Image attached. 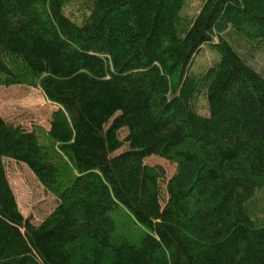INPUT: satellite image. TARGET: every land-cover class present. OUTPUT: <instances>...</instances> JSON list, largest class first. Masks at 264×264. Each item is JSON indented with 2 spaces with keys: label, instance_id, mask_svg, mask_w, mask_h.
Masks as SVG:
<instances>
[{
  "label": "trees",
  "instance_id": "1",
  "mask_svg": "<svg viewBox=\"0 0 264 264\" xmlns=\"http://www.w3.org/2000/svg\"><path fill=\"white\" fill-rule=\"evenodd\" d=\"M66 1L0 0V84L58 106L46 132L0 116V264H264V0H204L191 20L186 0H91L80 23ZM151 155L176 166L165 196ZM6 158L57 200L38 225Z\"/></svg>",
  "mask_w": 264,
  "mask_h": 264
},
{
  "label": "rangeland",
  "instance_id": "2",
  "mask_svg": "<svg viewBox=\"0 0 264 264\" xmlns=\"http://www.w3.org/2000/svg\"><path fill=\"white\" fill-rule=\"evenodd\" d=\"M90 1L67 0L63 11L71 19L80 23L89 11ZM203 2L204 0H186L181 16L186 17L188 20L193 19L199 12ZM212 55V50L204 46L201 52L197 54L192 70L203 69L212 59ZM252 65L256 70L264 69V52L257 53ZM196 107L201 112L206 111V100L202 94L197 99ZM55 109L56 106L48 101L38 88L26 85L5 86L0 84V116L7 122L20 125L27 130L38 126L46 132L49 127L51 112ZM126 134V129H121L119 132L122 140ZM126 147L127 145H123L120 151L126 149ZM3 162L20 212L24 218L33 224H39L56 206L55 196L42 186L24 164L9 159H4ZM144 162L163 168L165 180L160 181V189L161 194L165 196L166 180L175 172V164L158 156H148L144 159ZM253 206L256 213L261 215L263 220L264 192L256 195Z\"/></svg>",
  "mask_w": 264,
  "mask_h": 264
}]
</instances>
